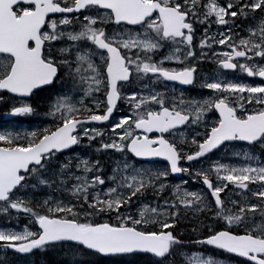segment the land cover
Masks as SVG:
<instances>
[{
	"label": "snow or ice",
	"instance_id": "1",
	"mask_svg": "<svg viewBox=\"0 0 264 264\" xmlns=\"http://www.w3.org/2000/svg\"><path fill=\"white\" fill-rule=\"evenodd\" d=\"M205 62L214 74L201 73ZM225 71L264 80V0H0V101L27 116L25 98L55 90L50 126L0 131V212L35 226L0 228V248L67 244L96 258L88 264H222L212 249L264 264V157L253 151L264 150V85ZM197 84L207 96L185 94ZM93 142L109 171L69 155ZM235 142L248 151L213 158ZM177 174L202 188L171 183Z\"/></svg>",
	"mask_w": 264,
	"mask_h": 264
},
{
	"label": "rangeland",
	"instance_id": "2",
	"mask_svg": "<svg viewBox=\"0 0 264 264\" xmlns=\"http://www.w3.org/2000/svg\"><path fill=\"white\" fill-rule=\"evenodd\" d=\"M197 29H201V35L198 34L199 31L197 30L195 43H199V40H200V38H201V36L203 34V27L199 28L197 26ZM216 30H217L216 27L212 28L213 32H215ZM241 34L243 35L244 33H241ZM197 51H199V49H197ZM209 63L212 65L213 72L204 73L206 75H212L216 71V64L212 63V62H209ZM172 66H176V65H172ZM222 75L227 80H231V81L242 82V83L250 84V85H264V82L259 80L257 77H248L246 74L239 73V72H235L234 73V72L225 71V72H223ZM157 87L160 88L161 91L165 90L163 84L158 85ZM177 90L179 91L180 88H177ZM201 93H203L204 96L208 95L207 90L201 89L199 84H197L195 88H190L188 91L185 92L186 95H191V96H195V97H199ZM244 95H247V93H245ZM50 96H54V94L51 93ZM36 98L39 99V96H37ZM16 102H17L16 99L12 98L10 100V105L15 104ZM27 102L31 103L32 106L35 108V105H36L35 99L33 100V98H32L30 100H27ZM45 102L48 105V100H45ZM0 105H1V101H0ZM247 107L248 108H252L253 105H247ZM118 115H122V114H118ZM2 118H4V117L2 115H0V131H13V132H16L13 128H8L10 126V123H1ZM51 123L52 122H48V123L45 122V124L47 126L51 125ZM97 127L106 128V126L105 127H101V126H98V125H97ZM185 135L188 136L189 139H190L191 136L195 135V133L191 132L190 135H189V132H186ZM105 138H107V132L105 133ZM240 151H248V148L245 147L243 144L236 143V147L235 148L229 147V148L225 149L223 147L222 149H220L216 153V155L213 158L214 159L215 158H220V159L224 160L225 162H227V161L233 159V156H232L233 152H240ZM253 151L256 152V153H259L262 157H264V150L260 149L259 147L253 148ZM69 155H72V156L80 155L82 157H88V158H100L102 160V162L105 164V166L108 163L106 168H108V165H110V167H111V164H110L111 158L109 156H102L100 153H96L95 152V146H92L91 148H80V149L76 150L75 152L69 153ZM62 159H64V157ZM160 164L163 165V163H160ZM207 164H208V161L205 160L204 161V165L206 166ZM185 166H187V165H185ZM199 166H201V165L193 164V167H199ZM169 180H170L171 183H180V181H175V180H173L171 178H169ZM186 180L189 181V183L187 185V187L189 189H191V190H200V185L201 184L194 183L192 181V179H190L189 177ZM169 194L170 193L165 192L164 195L167 196ZM54 195L59 196L60 193H54ZM13 217L15 218V222H12V218ZM9 220L11 221L10 223H9ZM25 226H27V228L29 230H35V226L32 225L31 223H29V220H28V218L26 216L21 215L20 218L17 219L14 215L12 217H8L7 215H5L2 212H0V228H4V229H7V230H14V231H23ZM184 227H188L187 223L184 225ZM203 251H205L207 253H210L212 256H214L216 259H218L217 256L214 255L211 251H208L206 249H204ZM178 257L180 259H182L180 256H178ZM176 260H178L177 257H176ZM218 260H220V259H218ZM220 261L222 262V264H235V263L229 262L227 260H220ZM10 262H11V257L9 255H7L6 250L0 248V264H5V263H9L10 264Z\"/></svg>",
	"mask_w": 264,
	"mask_h": 264
},
{
	"label": "trees",
	"instance_id": "3",
	"mask_svg": "<svg viewBox=\"0 0 264 264\" xmlns=\"http://www.w3.org/2000/svg\"><path fill=\"white\" fill-rule=\"evenodd\" d=\"M211 70L212 65L209 64V62H205L201 66L202 74L206 73L205 71ZM56 87L59 88V85H57ZM51 93L55 95V90L41 92L39 95H37L39 96V99L36 98L37 96L35 97V112L32 115L22 117V120L16 119L14 123V125L16 126L15 128L22 130H16V132L23 134L25 132H29L26 129L39 130L47 126L45 122H52L51 117L46 114L48 110V105L45 102V100H49V96L51 95ZM10 100L11 99L7 95H5V99L1 101L0 115L3 116L5 113H7L8 108L10 106ZM84 143L87 144L88 142L85 140ZM92 146L96 147V143L93 142ZM106 166L105 171L107 172L110 170V165H108V168H106ZM73 259H79L82 260L84 264H88V262L93 261L96 258L92 256H78L74 258L72 255V250L68 247L67 244H65L63 246L56 245L46 247L44 250H38L27 258L20 255H12L10 264H71ZM133 260L135 261V264H143L144 258L135 257L133 258ZM177 264H183L182 259H180L179 257L177 260Z\"/></svg>",
	"mask_w": 264,
	"mask_h": 264
},
{
	"label": "water",
	"instance_id": "4",
	"mask_svg": "<svg viewBox=\"0 0 264 264\" xmlns=\"http://www.w3.org/2000/svg\"><path fill=\"white\" fill-rule=\"evenodd\" d=\"M154 134H158V133H154ZM241 143H243V142H241ZM164 162V161H163ZM175 177H177V178H181L182 177V174H177ZM11 252H14V253H17V252H15L13 249H9ZM37 250V249H36ZM35 250H33V252H34ZM32 253V252H31ZM18 254H30V253H18Z\"/></svg>",
	"mask_w": 264,
	"mask_h": 264
},
{
	"label": "flooded vegetation",
	"instance_id": "5",
	"mask_svg": "<svg viewBox=\"0 0 264 264\" xmlns=\"http://www.w3.org/2000/svg\"><path fill=\"white\" fill-rule=\"evenodd\" d=\"M118 114H123V113H118ZM118 114H116V115H118ZM223 257V256H222ZM220 260H225L224 259V257L223 258H221ZM233 263H235V261H232Z\"/></svg>",
	"mask_w": 264,
	"mask_h": 264
},
{
	"label": "bare ground",
	"instance_id": "6",
	"mask_svg": "<svg viewBox=\"0 0 264 264\" xmlns=\"http://www.w3.org/2000/svg\"><path fill=\"white\" fill-rule=\"evenodd\" d=\"M178 258V257H177ZM5 264H9V263H5Z\"/></svg>",
	"mask_w": 264,
	"mask_h": 264
}]
</instances>
